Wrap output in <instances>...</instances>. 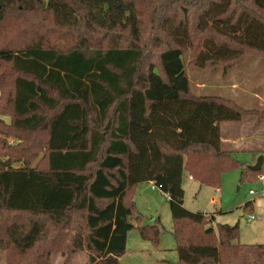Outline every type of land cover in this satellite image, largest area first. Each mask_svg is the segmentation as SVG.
Segmentation results:
<instances>
[{
  "label": "trees",
  "instance_id": "1",
  "mask_svg": "<svg viewBox=\"0 0 264 264\" xmlns=\"http://www.w3.org/2000/svg\"><path fill=\"white\" fill-rule=\"evenodd\" d=\"M136 1L0 0L3 264H69L81 251L88 264H120L133 189L150 181L168 197L178 259L162 264H264V245L239 243L238 224L206 227L214 215L186 209L182 186L184 172L212 187L234 167L240 180L264 175V160L258 171L239 164L220 131L264 111L191 93L183 57L206 48L202 64L232 65L238 48L264 54V0H148L147 39ZM199 3L192 19L186 7ZM161 229L138 233L157 243Z\"/></svg>",
  "mask_w": 264,
  "mask_h": 264
},
{
  "label": "rangeland",
  "instance_id": "2",
  "mask_svg": "<svg viewBox=\"0 0 264 264\" xmlns=\"http://www.w3.org/2000/svg\"><path fill=\"white\" fill-rule=\"evenodd\" d=\"M237 1L242 2L241 0ZM243 2L251 7L249 2L244 0ZM202 3L191 7L187 5L186 10L194 15L192 19L196 18ZM136 4L141 10L142 20L147 31L144 38L147 39L150 33L149 21L152 18V5L148 0H137ZM171 21L170 19L165 23L166 29L167 26H171ZM209 46L207 50L216 54L213 53L216 51L215 48ZM204 50L206 48L201 50L200 57L196 51L191 49L184 53L190 92L195 95L222 96L235 102L244 110L254 109L263 112L264 54L247 53V50L253 49L241 47L238 50H242L243 54L238 59L239 61L232 65H230L231 58L227 61H225L226 59L207 61L202 64L204 56H207L203 55L206 54ZM146 52L148 54L149 50ZM225 62L227 63L225 64ZM3 118L9 121L8 116ZM220 129L223 138L222 148L232 150V157L239 164L250 166L255 164L259 155L264 156V118L260 119L253 114H247L238 121L222 122ZM1 137L6 146L10 144L9 140H17L14 137L3 135ZM227 138H234L233 142L228 141ZM3 150L0 148V151ZM3 154L4 152H0V161L7 159ZM41 159L42 152H39L36 157L30 160L29 165L36 166ZM10 160L9 163L13 166L22 165L21 162ZM182 186L184 189L183 205L186 209L203 212L208 217L214 215L213 221L207 222L206 227L213 226L214 229H217L218 224H238L239 237L237 241L239 243L264 245V183L260 176L254 179L240 180V169L234 167L222 171L218 187H212L200 185L196 180L189 179L188 173L184 172ZM250 189L254 190L255 194H249ZM132 202L135 206L134 212L137 219L135 217L130 219L134 227L127 235L126 249L120 257V264H162L163 260L177 263L167 195L161 190H152L150 182H141L133 189ZM245 203H248L246 207H244ZM250 214H253L255 219L248 221L247 217ZM153 224H159L162 227L157 243L142 239L138 233V226ZM63 259L64 257L61 255L53 256L51 264H62ZM3 263L4 252L0 251V264ZM69 264H88L87 253L81 251L74 254Z\"/></svg>",
  "mask_w": 264,
  "mask_h": 264
},
{
  "label": "built area",
  "instance_id": "3",
  "mask_svg": "<svg viewBox=\"0 0 264 264\" xmlns=\"http://www.w3.org/2000/svg\"><path fill=\"white\" fill-rule=\"evenodd\" d=\"M9 143H13V140H9ZM188 178L189 179H192V176L188 175ZM260 179L263 180V177L260 176ZM150 188L152 190H161V187L160 185H158L157 183H155L154 181H150ZM249 194H255V191L250 189L249 190ZM214 201V200H212ZM255 219V216L253 214H250L248 217H247V220L250 221V220H253Z\"/></svg>",
  "mask_w": 264,
  "mask_h": 264
},
{
  "label": "water",
  "instance_id": "4",
  "mask_svg": "<svg viewBox=\"0 0 264 264\" xmlns=\"http://www.w3.org/2000/svg\"><path fill=\"white\" fill-rule=\"evenodd\" d=\"M264 160V156L263 155H259L258 158L255 161V164H252L249 167V169L253 170V171H258L261 169L262 167V163Z\"/></svg>",
  "mask_w": 264,
  "mask_h": 264
},
{
  "label": "crops",
  "instance_id": "5",
  "mask_svg": "<svg viewBox=\"0 0 264 264\" xmlns=\"http://www.w3.org/2000/svg\"><path fill=\"white\" fill-rule=\"evenodd\" d=\"M220 131H221V129H220ZM222 139H223V138L221 137V141H222ZM232 139H234V138H227V140L230 141V142H233ZM223 142H224V140H223Z\"/></svg>",
  "mask_w": 264,
  "mask_h": 264
}]
</instances>
